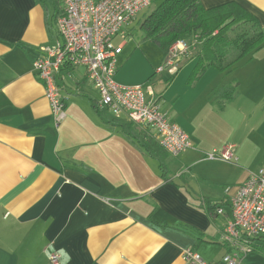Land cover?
Wrapping results in <instances>:
<instances>
[{
    "label": "crops",
    "instance_id": "1",
    "mask_svg": "<svg viewBox=\"0 0 264 264\" xmlns=\"http://www.w3.org/2000/svg\"><path fill=\"white\" fill-rule=\"evenodd\" d=\"M200 3L206 9L237 3L264 29V0ZM145 11L125 28L127 39ZM61 14L58 0H0V264H50L54 254L59 264H187L182 254L188 248L222 264L219 236L231 213L228 203L249 172L264 168V48L231 74L210 67L193 80L197 59L191 52L166 77L156 91L160 109L194 149L170 156L176 161L166 160L165 174L156 157L105 124L83 68L67 66L58 76L67 108L56 125L33 61L41 47L60 41ZM127 45L115 81L148 83L126 67L138 52L123 58ZM150 57L156 70L160 58L148 51ZM234 80L239 94L233 101L210 100ZM137 126L160 143L154 130ZM229 144L236 164L205 158ZM222 202H228L226 215L214 222L209 210ZM241 264H264V255L251 252Z\"/></svg>",
    "mask_w": 264,
    "mask_h": 264
},
{
    "label": "built area",
    "instance_id": "2",
    "mask_svg": "<svg viewBox=\"0 0 264 264\" xmlns=\"http://www.w3.org/2000/svg\"><path fill=\"white\" fill-rule=\"evenodd\" d=\"M62 14L57 19L60 41L41 47L33 61V70L43 83L46 98L57 126L65 118L67 99L58 82L62 70L83 68L87 80L100 97V106L116 118L154 130L160 144L170 154L178 157L194 149L189 135L164 114L159 97L151 84L121 85L115 81L118 55L126 41L125 28L147 10L152 0H58ZM120 38L121 43H116ZM189 50L185 41L173 45L157 73L179 71V57ZM236 164L238 157L234 145H226L205 156ZM231 213L219 236L225 248L222 264H241L242 259L254 251L255 242L264 238V168L249 172L247 180L239 186L230 200ZM216 214L226 215L225 207L216 208ZM187 264H211L194 249L183 251ZM59 255L50 257V264H59Z\"/></svg>",
    "mask_w": 264,
    "mask_h": 264
},
{
    "label": "trees",
    "instance_id": "3",
    "mask_svg": "<svg viewBox=\"0 0 264 264\" xmlns=\"http://www.w3.org/2000/svg\"><path fill=\"white\" fill-rule=\"evenodd\" d=\"M140 29L147 40L160 47L164 59L177 42L188 43V52H194L193 56L197 59L191 80L201 78L210 67H215L222 74H231L238 66L250 62L254 54L264 48V29L259 20L237 3L206 9L200 0H162L142 20ZM238 87V81L234 80L215 89L210 94V100H219L222 105L229 103L238 96ZM104 110L98 109V113L106 118L105 124L124 134L146 155L156 157L166 174L168 169L165 162L170 154L164 147L125 117L123 121L107 114L109 110ZM226 203L215 205V212L209 210L214 222L218 216L216 208ZM253 246L254 251L258 250L264 255V241L261 245L255 243Z\"/></svg>",
    "mask_w": 264,
    "mask_h": 264
},
{
    "label": "rangeland",
    "instance_id": "4",
    "mask_svg": "<svg viewBox=\"0 0 264 264\" xmlns=\"http://www.w3.org/2000/svg\"><path fill=\"white\" fill-rule=\"evenodd\" d=\"M153 8H154V6L148 8L145 11V14H142L139 18L141 19L143 16L146 17L150 12H152ZM128 37H129L128 39L126 37V40L128 41V45L125 48V54H124L123 58H125V56L131 54L132 51H134V53L137 51L138 52L135 55H133L134 53L132 54L133 56L130 59V62L128 61V65L126 67H128L130 71L135 70V72H138L139 76H144V77L148 78L147 81H149V82L145 83V84H151L153 86L155 92L157 91V93H158L159 91H161L165 87V85H167L168 82L166 80V77H168V75H169V73L167 71H165L163 74H157L156 73V71L162 66V63H163L164 54H163L162 50H160V48L154 42L149 41L144 37L143 31L140 29V27H138V25L135 26V28L131 32V35ZM120 41L121 40L118 37L116 39V43H118ZM148 51H149V53L154 54V56L158 55V60L160 58V62L158 63L156 70L152 67V64L153 65L155 64V62H152V60H151L152 57H150L148 59ZM185 54H187L190 57V55L192 53L186 52ZM142 55L146 59H148L149 62ZM183 56L179 57L180 62H181V60L183 61V59H184ZM122 62H123V60L120 59V65H122L121 64ZM179 66H181V64H179ZM125 70H127V68H125ZM169 76L172 77L171 75H169ZM93 94L98 98V96L95 94V92H93ZM175 159L171 157L167 161L175 163V161H176ZM174 172H176V174H177V171H174ZM233 190H234V187L229 189V191H233ZM223 251H225V250L223 249L221 251L222 253L220 256L224 255Z\"/></svg>",
    "mask_w": 264,
    "mask_h": 264
}]
</instances>
